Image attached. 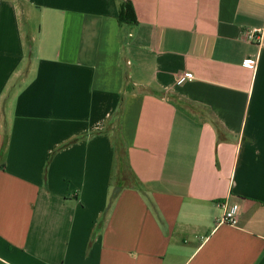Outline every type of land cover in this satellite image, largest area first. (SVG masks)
<instances>
[{"label": "crops", "instance_id": "1", "mask_svg": "<svg viewBox=\"0 0 264 264\" xmlns=\"http://www.w3.org/2000/svg\"><path fill=\"white\" fill-rule=\"evenodd\" d=\"M122 1L0 0V264H264V0Z\"/></svg>", "mask_w": 264, "mask_h": 264}, {"label": "built area", "instance_id": "2", "mask_svg": "<svg viewBox=\"0 0 264 264\" xmlns=\"http://www.w3.org/2000/svg\"><path fill=\"white\" fill-rule=\"evenodd\" d=\"M247 37L251 41H261L263 39V32L261 29H252L248 31ZM246 64L249 66H254L255 61L252 59H247ZM194 75L193 73H185V79L182 81V83L187 79H193ZM223 206L225 208L223 217L219 220L218 223H227L230 225H237L239 222V216H240V206L237 203L228 204L227 202L223 203Z\"/></svg>", "mask_w": 264, "mask_h": 264}, {"label": "trees", "instance_id": "3", "mask_svg": "<svg viewBox=\"0 0 264 264\" xmlns=\"http://www.w3.org/2000/svg\"><path fill=\"white\" fill-rule=\"evenodd\" d=\"M118 20L121 25L122 24L133 25L137 23L136 11H135L133 3L130 0L122 1L120 5V9H119ZM118 193L119 191H115V193L113 194V199L118 195Z\"/></svg>", "mask_w": 264, "mask_h": 264}, {"label": "rangeland", "instance_id": "4", "mask_svg": "<svg viewBox=\"0 0 264 264\" xmlns=\"http://www.w3.org/2000/svg\"><path fill=\"white\" fill-rule=\"evenodd\" d=\"M119 162H120V167H121L122 171L124 172L123 175H125L126 177L129 178V173H128V170L126 167L124 153H122V155L120 156Z\"/></svg>", "mask_w": 264, "mask_h": 264}]
</instances>
